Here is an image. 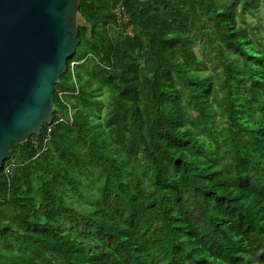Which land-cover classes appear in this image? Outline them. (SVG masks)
<instances>
[{
  "label": "trees",
  "instance_id": "obj_1",
  "mask_svg": "<svg viewBox=\"0 0 264 264\" xmlns=\"http://www.w3.org/2000/svg\"><path fill=\"white\" fill-rule=\"evenodd\" d=\"M79 1L54 121L0 171V264H264L259 0Z\"/></svg>",
  "mask_w": 264,
  "mask_h": 264
},
{
  "label": "water",
  "instance_id": "obj_2",
  "mask_svg": "<svg viewBox=\"0 0 264 264\" xmlns=\"http://www.w3.org/2000/svg\"><path fill=\"white\" fill-rule=\"evenodd\" d=\"M79 0H0V171L54 121V87L79 44ZM76 20V23H75Z\"/></svg>",
  "mask_w": 264,
  "mask_h": 264
},
{
  "label": "rangeland",
  "instance_id": "obj_3",
  "mask_svg": "<svg viewBox=\"0 0 264 264\" xmlns=\"http://www.w3.org/2000/svg\"><path fill=\"white\" fill-rule=\"evenodd\" d=\"M254 11H255V15H248V19L251 20L253 23H256V24L258 23V24L262 25V28L260 31L264 35V0H259L258 4L256 6V9ZM116 14L117 13H115V16H116ZM77 23H79L78 18H77ZM84 77H85V80L83 81V83H86V79L90 78L91 76L89 74L85 73ZM73 88L76 90L74 85H73ZM100 98L102 99L101 102L103 104H106L107 98H108L107 92L103 91ZM103 111L104 110H102V112Z\"/></svg>",
  "mask_w": 264,
  "mask_h": 264
},
{
  "label": "built area",
  "instance_id": "obj_4",
  "mask_svg": "<svg viewBox=\"0 0 264 264\" xmlns=\"http://www.w3.org/2000/svg\"><path fill=\"white\" fill-rule=\"evenodd\" d=\"M115 13H117L116 14V16H117L116 20L118 21L119 25L124 24V23H126L128 21V14L125 11L124 6L122 5V3L115 9L114 14ZM75 64H76V62H74L72 65H75ZM52 123L53 122L49 123V125L52 124ZM50 129L48 130L47 136L45 137L46 140H47V138H48V136L50 134Z\"/></svg>",
  "mask_w": 264,
  "mask_h": 264
},
{
  "label": "bare ground",
  "instance_id": "obj_5",
  "mask_svg": "<svg viewBox=\"0 0 264 264\" xmlns=\"http://www.w3.org/2000/svg\"><path fill=\"white\" fill-rule=\"evenodd\" d=\"M253 187V186H252ZM248 188H251V187H248ZM228 225H224V226H218V229L219 230H223L224 228H226Z\"/></svg>",
  "mask_w": 264,
  "mask_h": 264
},
{
  "label": "crops",
  "instance_id": "obj_6",
  "mask_svg": "<svg viewBox=\"0 0 264 264\" xmlns=\"http://www.w3.org/2000/svg\"><path fill=\"white\" fill-rule=\"evenodd\" d=\"M128 21H129V17H128ZM128 21H127V22H128ZM127 22H126V23H127ZM116 23L119 24L117 20H116ZM124 24H125V23H124ZM121 25H123V24H121Z\"/></svg>",
  "mask_w": 264,
  "mask_h": 264
},
{
  "label": "flooded vegetation",
  "instance_id": "obj_7",
  "mask_svg": "<svg viewBox=\"0 0 264 264\" xmlns=\"http://www.w3.org/2000/svg\"><path fill=\"white\" fill-rule=\"evenodd\" d=\"M75 23H76V20H75Z\"/></svg>",
  "mask_w": 264,
  "mask_h": 264
}]
</instances>
